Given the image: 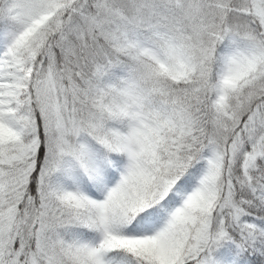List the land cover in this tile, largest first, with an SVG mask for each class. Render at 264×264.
I'll use <instances>...</instances> for the list:
<instances>
[{
	"label": "snow or ice",
	"instance_id": "snow-or-ice-1",
	"mask_svg": "<svg viewBox=\"0 0 264 264\" xmlns=\"http://www.w3.org/2000/svg\"><path fill=\"white\" fill-rule=\"evenodd\" d=\"M0 264H264V0H0Z\"/></svg>",
	"mask_w": 264,
	"mask_h": 264
}]
</instances>
